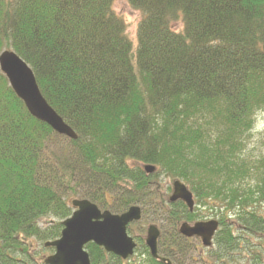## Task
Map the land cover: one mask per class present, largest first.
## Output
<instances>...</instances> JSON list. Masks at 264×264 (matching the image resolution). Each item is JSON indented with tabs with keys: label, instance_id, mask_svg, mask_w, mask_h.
Listing matches in <instances>:
<instances>
[{
	"label": "trees",
	"instance_id": "obj_1",
	"mask_svg": "<svg viewBox=\"0 0 264 264\" xmlns=\"http://www.w3.org/2000/svg\"><path fill=\"white\" fill-rule=\"evenodd\" d=\"M115 1L0 0V54L31 67L78 136L32 117L0 70V264H44L37 244L61 237L76 199L191 220L159 193L161 176L182 181L221 223L217 264L256 241L251 263L264 264V152L243 155L264 110V0H127L141 15L135 42ZM177 238L161 251L185 256ZM87 250L92 264H127Z\"/></svg>",
	"mask_w": 264,
	"mask_h": 264
},
{
	"label": "water",
	"instance_id": "obj_2",
	"mask_svg": "<svg viewBox=\"0 0 264 264\" xmlns=\"http://www.w3.org/2000/svg\"><path fill=\"white\" fill-rule=\"evenodd\" d=\"M0 70L32 117L47 124L60 136L71 140L78 139L72 128L43 97L33 70L22 58L11 50L3 51L0 54ZM144 169L149 175L156 172V168L151 165L145 166ZM172 188L173 194L169 202L173 204L182 201L189 211L193 212L194 197L187 186L177 180L173 182ZM72 205L75 211L72 217L63 222L61 237L46 244L47 248L55 249V254L47 258L45 264H92L90 254L86 250L89 244H94L122 260L133 256L136 243L128 235V227L141 221L140 207L134 206L122 215H114L109 211L102 212L88 200H74ZM218 230L217 221L196 223L193 226L184 223L180 228V234L187 238H200L207 248L212 245ZM159 238L158 228L151 226L146 245L154 259H158Z\"/></svg>",
	"mask_w": 264,
	"mask_h": 264
},
{
	"label": "rangeland",
	"instance_id": "obj_3",
	"mask_svg": "<svg viewBox=\"0 0 264 264\" xmlns=\"http://www.w3.org/2000/svg\"><path fill=\"white\" fill-rule=\"evenodd\" d=\"M114 11L116 12L117 15L122 17L126 24H127V33L130 37L131 40L135 42L136 37H137V29H138V24L141 19V15L139 12L135 11L128 3L127 0H116L114 3ZM245 147L243 150V155L250 159H255L259 158L263 152H264V110L261 112H258L256 119H255V124L254 128L251 131L249 135L246 136V141H245ZM172 184L173 180L166 178L165 176H161L159 179H157L156 186L158 187V190H160V194H164L167 192L168 197L172 195ZM171 188V192L168 191V189ZM168 199V198H167ZM142 210H143V219L140 223H137L132 226L133 233L134 235H139L142 236L140 240H138L139 244L142 246L140 248V252L144 251L143 245H145V238H146V232H142L143 228H148L150 225H155L162 229L161 224L165 223L168 224V221L165 219L164 221H160L159 219H163V216H158L160 215L158 212H160V209H157V206H154L150 208L149 206L144 207L145 210L141 205H139ZM196 210H197V215L196 218L198 217L199 220L205 221L209 220L210 218H213V213L211 212L210 209L205 208L204 206L201 207L198 205V202L196 201ZM261 210L264 212V206L261 208ZM151 212L153 214H151ZM157 213V214H155ZM164 215V211L162 212ZM166 216V215H164ZM44 221H47L46 219ZM54 223H57L56 219H52ZM43 225V222L41 223ZM47 225V224H46ZM168 228V227H167ZM166 228V229H167ZM171 231V230H170ZM133 235V236H134ZM134 238V237H133ZM246 244V243H243ZM249 249L244 248L243 251L241 252V257L238 258H233L234 262L231 264H253L251 263V258L254 257L255 255L252 252H255L256 254L260 253V246H257L258 249L254 248L255 245L260 244L259 241H256L253 243ZM35 245V243H34ZM37 250L39 253V256L41 258H46L48 256H51L54 254V252L49 251L48 248L42 247V244H37ZM264 249L261 250V252ZM38 256V255H37ZM127 264H151L150 259H146V256L142 255L141 253L139 254V257H135L132 261H128ZM179 264H200L199 261L192 262H184V260L179 261Z\"/></svg>",
	"mask_w": 264,
	"mask_h": 264
},
{
	"label": "flooded vegetation",
	"instance_id": "obj_4",
	"mask_svg": "<svg viewBox=\"0 0 264 264\" xmlns=\"http://www.w3.org/2000/svg\"><path fill=\"white\" fill-rule=\"evenodd\" d=\"M170 197H168V203L172 204V203L169 202ZM193 197H194V202H195V208H194L193 212L189 211L190 214L194 215V217L191 220L186 221V222H182V223H180L178 225H175L173 223H168V224L163 223V224H161L162 229H160L159 227H157L155 225H150V226H148L147 229L143 228L142 232H144V233L146 232V238H147V235H148V230H149V228L151 226H154V227L158 228V230L160 232V238H159V240L157 242L158 259H154L152 257L151 251L146 245V238L144 239L145 240V245H143L144 251L140 252V248H142V246L139 244L138 240H140V238H142V236L139 237V235L137 236V235H134V233H133L132 226L137 224V223H140L142 221V219H143V210L141 208V214H142L141 221L137 222V223H132L129 226V228H128V235L130 237H132V238L134 237L133 239H134V241L136 243V248L134 250V254H133L132 257H130L129 259H127L125 261L122 260V259L121 260L123 262L127 263L128 261H130V260L132 261L133 259H135V257H139V254L141 253L142 255L146 256V259H150V261L152 260L154 262L153 264H179L178 261H181V259L184 260V262H186V261L190 262V260H191L192 262L199 261L200 264H217V260H216L217 257L215 255L216 246H217L216 237H217L218 232L221 229V223L215 218H210L209 220L205 219V221L199 220L198 217L196 218V215H197L196 201L198 202V200H197V198L195 197L194 194H193ZM176 203H183V202L182 201H178ZM173 204H175V203H173ZM183 204L185 205V203H183ZM198 205H199V203H198ZM150 208H152V207H150ZM143 209L145 210V208H143ZM157 209H158V207H157ZM151 214H153V213L151 212ZM155 214H157V213H155ZM212 217H214V216H212ZM210 221H218L219 222V230L215 234V236L213 238V241H212V245L210 247H207V248L204 247L203 241L200 238H198V237L187 238V237L183 236L182 234H180V228H181V226L184 223H187V224L193 226L196 223L210 222ZM171 232H172V234H175L178 237L177 238L178 239L177 242L180 244L181 248H179L177 250L179 252L185 253V256H179V257L177 256V258L176 257H171L169 250H166V251H163V252L161 251V249L163 247L162 245H163L164 238L167 237L169 234H171ZM171 236H169V237H171ZM171 240L173 241L174 239L170 238V241ZM165 243H166V240H165ZM102 250L105 252L104 249H102ZM171 251L176 252V249H172ZM105 254L106 255H112V254H109L107 252H105ZM48 257H50V256H48Z\"/></svg>",
	"mask_w": 264,
	"mask_h": 264
}]
</instances>
